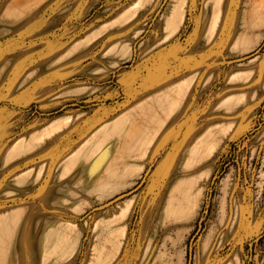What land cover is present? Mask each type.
<instances>
[{"label": "rangeland", "instance_id": "rangeland-1", "mask_svg": "<svg viewBox=\"0 0 264 264\" xmlns=\"http://www.w3.org/2000/svg\"><path fill=\"white\" fill-rule=\"evenodd\" d=\"M14 1L0 0V264H264V0H223L219 16L213 0ZM182 79L184 104L126 148L129 112ZM64 115L78 117L39 137ZM215 119L232 130L185 168Z\"/></svg>", "mask_w": 264, "mask_h": 264}, {"label": "bare ground", "instance_id": "bare-ground-1", "mask_svg": "<svg viewBox=\"0 0 264 264\" xmlns=\"http://www.w3.org/2000/svg\"><path fill=\"white\" fill-rule=\"evenodd\" d=\"M43 2L44 0H15L13 5L16 7L20 6L21 8L30 7V10H32L33 8L36 9L37 6L41 5V3ZM222 2L223 0H213L214 5L217 6L218 9L217 12L218 16L221 10ZM129 7L130 4L124 8V11H126ZM20 17H22V15L14 16L12 20H18ZM189 88L190 85L186 86L184 79L178 80L176 83L167 86L163 91L151 96L146 101L140 102L134 110L129 112V116L132 117V120L129 121V126L125 134H123L125 140L124 146H126L127 148V146L131 142L133 143L136 140L137 136L133 137L134 134L132 135V133L134 132L142 133L144 131H150V132L154 131L156 133L155 134L152 133V134L153 137L155 138V136L160 131L162 126L166 123L167 119L173 114L174 111L177 110L176 108L184 104V100L187 97ZM248 98L249 97L246 95L235 96L229 99L227 103H224L219 107L224 109V111L222 112L232 113V111L236 107H238L241 104H244ZM217 115L218 114H216V117ZM77 117H78L77 115L75 116L64 115L63 117L52 118L45 125L41 127L40 130L41 134L39 137L43 140H46L48 138L59 135L66 128H68V126ZM137 119H141V120H137ZM210 124H211L210 127L205 128L202 132L195 135L185 146L182 156L183 157L182 164L183 166H185V168L193 169L195 167H206L208 164H210L212 155L214 154L216 147L218 146L222 138L226 137L230 133L233 127V123L222 122L218 119H215ZM118 131L119 129H116L115 134ZM118 136H120V134H118ZM143 139L140 140L139 144H141V141H143ZM192 189H193V184H189V186L183 187L181 191L182 192L181 197L189 198ZM229 263L230 260H228L225 264H229Z\"/></svg>", "mask_w": 264, "mask_h": 264}, {"label": "crops", "instance_id": "crops-1", "mask_svg": "<svg viewBox=\"0 0 264 264\" xmlns=\"http://www.w3.org/2000/svg\"><path fill=\"white\" fill-rule=\"evenodd\" d=\"M35 10V9H34ZM167 40V39H166ZM166 40H164L163 38L159 41V42H157L156 44H154V45H152V46H150L147 50H145V52L143 53V55L145 54H147L153 47H155V46H157V44H159L161 41H166ZM140 80H141V83L139 84V87L141 88V87H144V78L142 77V78H139ZM229 82V81H228ZM169 83H171V82H162V83H160V84H158L157 85V88L155 89V90H152V89H154L156 86H154L153 88H151V90L150 91H148L147 92V95H149L148 93L149 92H151V94L152 93H154L155 91H157V90H159L160 88H162L164 85H167V84H169ZM25 84V83H24ZM153 85H154V83H152ZM151 84V85H152ZM152 85V86H153ZM148 86H150V85H148ZM151 86V87H152ZM160 86V87H159ZM128 87V86H127ZM234 92H236V91H233L232 93H234ZM231 94V93H230ZM229 95V94H228ZM227 96V95H226ZM181 107V106H180ZM179 107V108H180ZM178 108V109H179ZM195 128V127H194ZM193 130V129H192ZM35 131V130H34ZM33 132V131H32ZM191 133V134H190ZM30 134V133H29ZM189 134H190V136L192 135V131L191 132H189ZM9 146V144L6 146V148H5V150H4V152L6 151V149H7V147ZM4 152H3V154H4ZM33 152V151H32ZM108 159V158H107ZM2 160H3V163L4 164H7L8 162H4V159H3V156H2ZM98 160V159H97ZM94 161H96L95 159H92L91 161H89V162H85L87 165L85 166V167H81V168H83V170H81V169H79V171H78V177H84L86 180H87V173H86V171L87 170H90V168H91V170L90 171H95V166L96 165H94ZM105 160H103L102 162H104ZM10 162V161H9ZM101 162V163H102ZM80 164H84V163H80ZM79 164V165H80ZM76 166H78V164L76 165ZM101 167V166H100ZM26 173V172H25ZM86 173V174H85ZM18 175H21V174H17L16 176H18ZM16 176H14V177H16ZM15 179V178H14ZM37 180V179H36ZM48 192H49V190L47 191V192H43L42 190L39 192V194L40 195H42L43 193H45V194H48ZM11 210V209H10ZM6 211H8V210H6ZM3 212H5V211H1L0 213H3ZM38 243V242H37ZM37 243L36 242H33V243H31L30 242V247H32V250L34 251V247L35 246H37ZM33 254V253H32ZM32 260V259H31ZM28 262H30V258H29V261Z\"/></svg>", "mask_w": 264, "mask_h": 264}, {"label": "water", "instance_id": "water-1", "mask_svg": "<svg viewBox=\"0 0 264 264\" xmlns=\"http://www.w3.org/2000/svg\"><path fill=\"white\" fill-rule=\"evenodd\" d=\"M247 57L248 56L238 57V58L233 59V61L234 60L235 61H239L240 59H245ZM148 171H149V168L146 169V171L143 173V175H142L141 179L139 180V182L133 188H131V189H129V190L123 192V193H119L118 195L112 197L111 199H109V200H107V201H105V202H103V203H101L99 205L94 206L93 208H91L89 210V212H93V211H96V210L104 209V208L114 204L115 202L123 199L124 197L131 195L134 191H136L139 187H141V185L143 184V182H144V180L146 178V175H147ZM213 179H214V176L212 177L211 180H213Z\"/></svg>", "mask_w": 264, "mask_h": 264}]
</instances>
